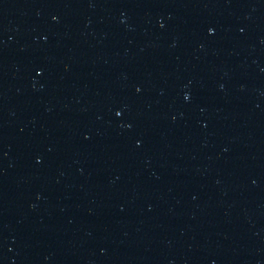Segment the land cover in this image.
I'll return each mask as SVG.
<instances>
[{
  "label": "water",
  "instance_id": "1",
  "mask_svg": "<svg viewBox=\"0 0 264 264\" xmlns=\"http://www.w3.org/2000/svg\"><path fill=\"white\" fill-rule=\"evenodd\" d=\"M118 0H0V166L42 116Z\"/></svg>",
  "mask_w": 264,
  "mask_h": 264
}]
</instances>
